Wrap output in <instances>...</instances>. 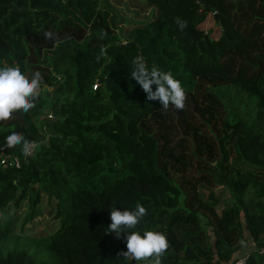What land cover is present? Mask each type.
<instances>
[{
    "label": "trees",
    "instance_id": "trees-1",
    "mask_svg": "<svg viewBox=\"0 0 264 264\" xmlns=\"http://www.w3.org/2000/svg\"><path fill=\"white\" fill-rule=\"evenodd\" d=\"M146 2L155 16L123 33L109 0H0V65L40 72L47 89L0 121V155L35 144L19 168L0 167V263L124 264L110 211L140 203L137 229L166 234L161 264H233L243 227L244 264H264V0ZM68 47L71 98L51 65ZM137 57L181 81L182 111L146 99ZM238 97L253 110L232 108ZM12 131L26 143L7 147Z\"/></svg>",
    "mask_w": 264,
    "mask_h": 264
},
{
    "label": "clouds",
    "instance_id": "clouds-1",
    "mask_svg": "<svg viewBox=\"0 0 264 264\" xmlns=\"http://www.w3.org/2000/svg\"><path fill=\"white\" fill-rule=\"evenodd\" d=\"M179 30L187 27V22L177 18L175 21ZM46 39H53L54 33L45 31ZM100 59V57H97ZM131 78L146 94L148 101H158L163 109L171 105L175 110L182 111L187 99L186 90L181 81L171 71L162 70L157 65L149 67L142 58L137 57L132 62ZM41 74L34 72L26 74L17 66L0 65V121L8 120L16 112L27 113L35 107V102L41 90ZM154 86V88H153ZM26 143L24 136L16 131L5 137V145L9 148ZM148 212L144 206L137 203L133 209L112 208L106 231L112 232L117 238L125 235L126 251L122 253L124 264H161V257L169 248L166 234L156 230H138Z\"/></svg>",
    "mask_w": 264,
    "mask_h": 264
},
{
    "label": "rangeland",
    "instance_id": "rangeland-1",
    "mask_svg": "<svg viewBox=\"0 0 264 264\" xmlns=\"http://www.w3.org/2000/svg\"><path fill=\"white\" fill-rule=\"evenodd\" d=\"M109 1L114 7L118 9L120 16L122 17L121 18L122 20L120 19L117 25L123 29V33H126V31L131 27H133L135 23H137L138 21L146 20L148 18L149 19L153 18L156 14V12H153V10L151 11L149 4L146 2V0H109ZM206 25L209 27L212 26V23L208 21ZM203 27H205V24L203 25ZM68 49H70V47L64 48L61 51V53L58 54L57 58L51 63V65L55 70H57V72L63 73V78H62L63 82H61L59 86L60 90L59 89L57 90L58 93H61V95L59 96H64V94L66 95L69 92H71L69 94L70 96L67 95L68 97L71 98L74 90L75 75H74V66H73L72 58ZM48 56H46L47 59L49 58ZM45 91L41 89L40 93L44 94ZM58 93L55 94L58 95ZM227 93L232 98L236 97L235 90H228ZM230 105L232 106V108L245 107L244 109L245 111H251L255 106L254 103H249L248 100H246L244 97L236 98L235 102H232ZM48 111H49V106L44 107L40 118L43 119V117ZM36 121L38 122L37 119ZM223 195L225 196L226 194L223 193ZM45 214H47V212ZM44 218H48V220H50L48 215ZM50 227H51L50 225L47 226L46 224L43 223L42 226L40 227V230H37V228L36 230L39 231V233L42 231L49 232L48 230L51 229ZM242 230L244 235L248 239L247 244H244L242 247L243 250L242 252L245 253V252H249L253 248L254 244L252 243L246 228L243 227ZM236 256H238V254H236ZM236 256L234 255L233 257ZM0 264H5V262ZM14 264H30V262L27 259H25L23 256H19L16 258Z\"/></svg>",
    "mask_w": 264,
    "mask_h": 264
},
{
    "label": "built area",
    "instance_id": "built-area-1",
    "mask_svg": "<svg viewBox=\"0 0 264 264\" xmlns=\"http://www.w3.org/2000/svg\"><path fill=\"white\" fill-rule=\"evenodd\" d=\"M34 148L35 144L30 142L27 143L25 146L24 154L22 158L17 156H10V155H0V167L7 168V167H15L19 168L22 160L27 162L30 158L34 155ZM246 254H243L235 259L233 264H244Z\"/></svg>",
    "mask_w": 264,
    "mask_h": 264
},
{
    "label": "crops",
    "instance_id": "crops-1",
    "mask_svg": "<svg viewBox=\"0 0 264 264\" xmlns=\"http://www.w3.org/2000/svg\"><path fill=\"white\" fill-rule=\"evenodd\" d=\"M242 251H243V250L241 249L239 252H237L236 254H238V256H236V254H235L236 257H233L232 259L234 260L235 258H238L239 256H241V255H243V254H246V255H247L248 252L243 253ZM241 253H242V254H241ZM226 264H230V263H226Z\"/></svg>",
    "mask_w": 264,
    "mask_h": 264
},
{
    "label": "water",
    "instance_id": "water-1",
    "mask_svg": "<svg viewBox=\"0 0 264 264\" xmlns=\"http://www.w3.org/2000/svg\"><path fill=\"white\" fill-rule=\"evenodd\" d=\"M103 80H99L98 83H101Z\"/></svg>",
    "mask_w": 264,
    "mask_h": 264
}]
</instances>
